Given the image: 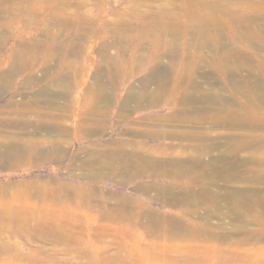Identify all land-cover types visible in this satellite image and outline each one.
<instances>
[{
    "label": "rangeland",
    "instance_id": "374dc122",
    "mask_svg": "<svg viewBox=\"0 0 264 264\" xmlns=\"http://www.w3.org/2000/svg\"><path fill=\"white\" fill-rule=\"evenodd\" d=\"M0 10V264H264V0Z\"/></svg>",
    "mask_w": 264,
    "mask_h": 264
},
{
    "label": "bare ground",
    "instance_id": "6f19581e",
    "mask_svg": "<svg viewBox=\"0 0 264 264\" xmlns=\"http://www.w3.org/2000/svg\"><path fill=\"white\" fill-rule=\"evenodd\" d=\"M1 11V10H0ZM20 59V58H19ZM6 76H11V73L7 74ZM13 77V75L11 76ZM7 81V78L4 79L3 77H0V86L5 83ZM14 105H17L18 107L21 108V110L24 109V105L23 103H12ZM32 108H29L28 107V110H31ZM20 110V111H21ZM33 112L35 110H32ZM37 111V110H36ZM35 111V112H36ZM22 112V111H21ZM6 121H9V120H0V125H2V123L6 122ZM16 123H20L21 121H15ZM36 126H35V129L36 131L38 129H40L41 127H44L43 126V120L39 119V120H36L35 122H33ZM23 126H24V122H22ZM22 126V127H23ZM51 127V126H50ZM54 127V126H53ZM25 128V126L23 127ZM42 129V128H41ZM58 131V130H57ZM48 132V131H46ZM56 132V131H55ZM19 137V136H18ZM12 136L8 135V134H2L0 135V161H2V164H5L4 167H16L17 165H19L20 163H23V162H26L28 159L26 156H30L31 154H34L35 153V147H34V143H29V144H22V143H18V142H13V140L11 139ZM17 138V137H15ZM40 154H42V156L40 158H48L47 156L48 155V152H41ZM120 156L123 155L121 153H118ZM32 156V155H31ZM150 165L153 166V167H160L163 165V162L161 161H150ZM165 165V164H164ZM123 172H127V175H136L137 176V172L135 171L134 169V165L132 163L128 164V166L125 167V169H123ZM130 174H129V173ZM30 189H27L25 187V185L23 186H20L19 189H16V191H14L15 193H22V195L20 196H31L33 194V192L35 191V186H29ZM34 187V188H33ZM40 187V186H39ZM48 187V186H47ZM39 188H37L36 190H38ZM47 189V188H46ZM30 190V191H29ZM50 192V191H48ZM65 192V190H64ZM39 194V193H38ZM43 194V193H42ZM66 194V193H65ZM43 195H47V193L43 194ZM34 196V195H33ZM38 196V195H37ZM42 196V195H41ZM52 196V195H51ZM45 197V196H44ZM50 197V196H49ZM12 198L13 199H16V196H13L12 195ZM23 198V197H22ZM15 202V201H13ZM12 201H10V204L12 203ZM18 202V200H16V203ZM3 213V212H2ZM0 212V226L3 224L2 222H4L5 224H7V222L9 221H13L14 220V217H16L18 214L15 213V216H11V215H8V214H5L4 213L2 214ZM17 214V215H16ZM7 219V220H5ZM19 226H22V225H19ZM26 225L22 226V227H25ZM21 228V227H20Z\"/></svg>",
    "mask_w": 264,
    "mask_h": 264
}]
</instances>
